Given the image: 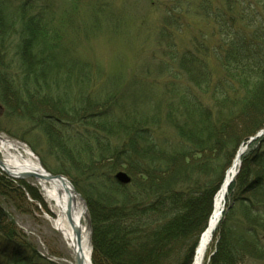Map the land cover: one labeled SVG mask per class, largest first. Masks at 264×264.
Listing matches in <instances>:
<instances>
[{
  "label": "trees",
  "instance_id": "obj_1",
  "mask_svg": "<svg viewBox=\"0 0 264 264\" xmlns=\"http://www.w3.org/2000/svg\"><path fill=\"white\" fill-rule=\"evenodd\" d=\"M171 1L156 39L171 59L156 75L187 84L164 83L155 96L160 78L149 68L105 78L76 53L100 26L120 25L111 0H0V104L47 135L60 161L51 172L86 200L93 264H192L226 171L264 128V0ZM183 17L229 33L216 48L195 37L181 53ZM237 20L251 28L234 32ZM249 147L210 264L264 263V137ZM123 169L126 187L114 178ZM3 217L0 264H51Z\"/></svg>",
  "mask_w": 264,
  "mask_h": 264
},
{
  "label": "rangeland",
  "instance_id": "obj_2",
  "mask_svg": "<svg viewBox=\"0 0 264 264\" xmlns=\"http://www.w3.org/2000/svg\"><path fill=\"white\" fill-rule=\"evenodd\" d=\"M7 1L11 4H16L20 0ZM92 1L94 0H91V2ZM111 1L113 5L112 9L117 19L119 18L120 25L118 24V28H109L106 25L100 26L99 31L91 35L89 40L84 41L83 39V42L76 48V53L81 56L83 60L99 67L105 78L119 74L128 81L134 76L144 74L142 72L144 70L142 69L145 68H149L152 70V73L156 75L161 62L164 61L169 63L171 59L169 56L164 58V54H167L168 45H160V43H157L158 41L156 39H158L159 36L163 15L165 13V5L168 4L169 6L172 1ZM188 1H192L193 3L199 2V0H183V3H188ZM211 1L215 6H222V0ZM193 3L191 6H193ZM184 8H186V6H184ZM184 11L188 12L187 8ZM189 17L192 16L190 15ZM189 17H183L187 27L177 34L176 31L174 32L176 34L175 36H177V50L181 53L184 52V50L194 49L192 40L195 37L204 40L205 44L210 48H216L217 44H219L222 39L226 38V34L229 33L220 32V29L217 27L215 30L211 23L205 25L196 21L197 19ZM260 20H264V18ZM249 28L247 27V23H244L242 20L234 21V32H243V30L247 32ZM201 35L207 36L202 38ZM11 39H13V37H11ZM17 44L18 41L16 39L13 40L9 46L10 48H15ZM147 65L149 66L147 67ZM173 67L177 71V66L173 65ZM214 74L216 77L220 76L222 74L221 69H215ZM156 76L160 79H158V86L155 92H153L155 96H157V94L161 95L164 92V83L174 82L180 86L187 84L184 81L186 79L184 75H180L179 79L175 81L172 75H168L167 71H164V74H158ZM147 78V82H151L154 76L153 74L152 76L147 74ZM0 107V137L26 145L48 173L52 175H62L71 182L65 175L51 172L57 169L56 167L60 164V161L53 155V151V153L50 152L47 135L43 132L36 131L33 127H29L31 125L29 124L28 126V123L21 119L23 116L18 113V111L17 113L6 112L3 105L0 104ZM46 113H49V111L46 110ZM174 135L173 133L171 137ZM263 137L264 136L257 138L256 140ZM251 143L252 142L248 141L247 145H245L247 150L245 153L250 150L249 146ZM241 167L242 163L240 169ZM75 171L77 172V170H74V172ZM120 172L128 174L124 169L119 170L117 174ZM129 176L131 177V175ZM131 180L133 181L132 177ZM31 195L36 199H33ZM84 201L86 203L85 199ZM46 209L47 207L42 192L36 183V179L13 178L3 173L0 169V213L2 216H5L3 217L4 225L14 226L18 239L35 249L37 254H39L43 260H46V262L51 264H77L72 253L64 247L65 245L63 246L64 243H62L60 235L45 219L43 210ZM225 210H227V206ZM84 224L90 230L87 219H85ZM216 247L217 243L215 239H213L212 245L206 256L205 264H210L211 257L216 251ZM250 264L264 263L250 262Z\"/></svg>",
  "mask_w": 264,
  "mask_h": 264
},
{
  "label": "bare ground",
  "instance_id": "obj_3",
  "mask_svg": "<svg viewBox=\"0 0 264 264\" xmlns=\"http://www.w3.org/2000/svg\"><path fill=\"white\" fill-rule=\"evenodd\" d=\"M245 152V146H241L226 171L224 181L215 195L214 207L207 227L200 235L192 264H205L207 253L227 206L229 187L237 177ZM0 169L13 178H21L28 173L44 174L46 172L26 145L3 137H0ZM36 183L47 207L43 210L45 219L60 235L63 246L65 245L64 247L72 253L75 260L80 256L84 264H92L91 235L84 224L87 213L81 199L72 190H68L67 183L64 184L60 180L38 178ZM76 228L81 230L80 241L75 233Z\"/></svg>",
  "mask_w": 264,
  "mask_h": 264
},
{
  "label": "water",
  "instance_id": "obj_4",
  "mask_svg": "<svg viewBox=\"0 0 264 264\" xmlns=\"http://www.w3.org/2000/svg\"><path fill=\"white\" fill-rule=\"evenodd\" d=\"M0 114H1V107H0ZM262 136H264V129L257 136L251 138L250 142H252L255 139L260 138ZM29 178H33V179L43 178V179H47V180L54 179V180H60L64 184L67 183L68 184V188H69L68 190H72L81 199V201L83 202V204L85 206V210L87 212L86 203H85L83 197L77 192V190L74 188L72 183L66 177H64L62 175H52L51 173H48L46 171L44 174H42V173L41 174L40 173H28L27 175L22 176L19 179H29ZM115 179H116V181L119 184H121L123 186H126V185L130 184L131 181H132L131 177L128 174L123 173V172H120V173L116 174ZM86 219L88 220V224L90 226V220H89V216L88 215L86 216ZM75 233L77 235L78 240L80 241L81 230L79 228H76L75 229ZM77 264H84L83 259L80 256L77 257Z\"/></svg>",
  "mask_w": 264,
  "mask_h": 264
}]
</instances>
